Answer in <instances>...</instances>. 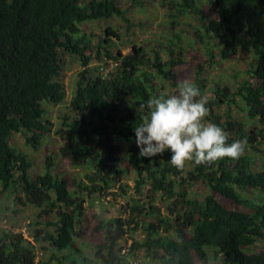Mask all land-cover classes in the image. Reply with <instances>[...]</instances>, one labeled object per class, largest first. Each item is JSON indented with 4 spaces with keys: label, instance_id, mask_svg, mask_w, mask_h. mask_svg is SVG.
<instances>
[{
    "label": "trees",
    "instance_id": "1",
    "mask_svg": "<svg viewBox=\"0 0 264 264\" xmlns=\"http://www.w3.org/2000/svg\"><path fill=\"white\" fill-rule=\"evenodd\" d=\"M212 4L216 15H204L201 23L214 40L208 41L211 49L205 48L208 64L216 54L227 60L247 53L255 61L247 70L249 78L238 83L234 93L220 85L214 88L207 120L229 134V143L246 140L249 149L263 151L264 0H212ZM198 11L194 0H182L177 14L169 15L180 22V17ZM115 16L125 19L116 0H0V186L2 191L22 193L24 204L45 215L44 222L27 224L32 242L14 229L0 232V264H132L141 251L148 264L205 263L209 251L217 264H264V162L241 155L212 165L188 162L190 170L186 166L177 170L168 162L170 150L140 157L134 135V127L141 122L136 108L152 97H168L159 94L157 80L179 83L175 69L184 59L174 55V45L180 36L167 41L166 50L173 56L164 62L158 51L151 58L136 46L126 55L114 54L109 48L118 35L110 27L94 46L90 35H80L81 24L107 22ZM196 39L206 41L199 31ZM93 49L99 62L118 64L106 77L101 76L100 65L89 66ZM64 54L78 58L83 71L68 106L70 114L56 133L63 142L59 155L73 168L88 171L87 182L54 172L52 153L46 156L44 172L30 178L29 156L11 144L12 136L21 133L26 144L37 149L50 132L43 102L58 106L66 99L61 80ZM202 70L199 65L196 74ZM201 82L197 80L200 91ZM237 98L246 106L240 112L254 123L250 130L248 122L236 123L229 114L221 124L213 113L214 107L236 104ZM125 159L137 173L131 195L128 185L122 184L129 171ZM196 183L203 184L209 194L189 196L188 188ZM145 187L148 194L143 193ZM116 194L127 199L121 211L126 218L99 220L94 231L104 238L94 244V259L77 256L78 241L85 237L86 198L101 200ZM142 195L147 202L137 199ZM157 197L163 207L156 206ZM133 224L141 230L139 239L133 236L138 228ZM126 237L132 242L127 248ZM38 248L48 252L46 261H36Z\"/></svg>",
    "mask_w": 264,
    "mask_h": 264
},
{
    "label": "rangeland",
    "instance_id": "2",
    "mask_svg": "<svg viewBox=\"0 0 264 264\" xmlns=\"http://www.w3.org/2000/svg\"><path fill=\"white\" fill-rule=\"evenodd\" d=\"M194 1L195 8L199 9L200 12L198 11L197 14L190 12L189 15L187 14L186 16L180 17V22H178L169 14H177V4L182 3V0H116L117 5L125 13V19L121 16H115L107 22H86L80 25L82 31L80 35L84 33L90 35L93 40L91 46H94L98 40L106 37L105 31L107 27H110L118 35V37L113 38V45L109 48L114 54L121 52L123 55H126L131 51L133 46H136L142 47L151 58L154 56V51H158L164 62L168 61L171 56H173L172 54L170 56V53L166 50L167 41L174 38L175 35H179V39L176 40L177 44L174 45V55H181L184 59V63L175 69L178 82L183 79H190L198 87L197 80L201 79V84L204 87L200 92L202 96L206 97L208 103H210L213 99V90L216 86L220 85L222 88L227 87L230 93H234L238 83L242 82L245 78H249L247 70L250 68L251 62L255 61V57L252 54L242 53L237 57L220 60V57L216 54V57L213 58V63L208 64L210 62V57L206 55L205 48L208 50L211 49L208 41L213 43L214 40L208 38L206 30L202 28L201 23L202 19L205 20V17H203L204 15L212 18L216 15V11L213 7L212 0ZM170 5L173 6L172 10ZM174 20L178 23H174ZM196 31L201 32V34L205 36L206 41L204 44L197 41ZM204 45L206 47H204ZM91 53L93 60L89 66L95 68L99 67L101 62H99L96 57L95 49H93ZM102 53V58H104V50H102ZM62 59L63 69L61 71V80L66 87V99L64 103L58 106L43 102L46 108L45 119L51 124L50 132L44 136L41 145L38 146L37 149L27 145L26 139L21 133H16L12 136L11 144L17 150L29 156L32 164L29 171L30 178H34L44 172L46 156L52 153L55 161L54 172L63 175L68 174L77 182H87L85 174L88 171L83 168H73L67 160L59 155V148L62 146L63 142L56 133L62 128L65 116L70 114L68 106L78 82L77 77L79 73L83 71L82 63L78 58L69 54H64ZM199 65L203 66L200 75L196 74ZM236 75L237 79L235 80ZM156 85L161 95L165 94L170 96L176 94L177 86L170 82L157 80ZM208 103L207 108L209 111ZM241 107L246 108L244 103L237 98L236 104L229 105L225 103L221 106L214 107L213 113L219 118L221 124L227 122L229 114L236 123L248 122L246 129L250 130L254 123L250 122L245 117L244 112H240ZM207 122L211 121L207 120V117H205V123ZM233 134L234 133H232V135ZM262 149L263 151L256 152L246 146L243 155L255 157V163H263L264 148ZM124 163L129 168V171L122 178V184L128 185L130 188L129 194L131 195L134 193L133 189L137 173H135L130 165L128 166V163L126 164V159ZM191 167L192 166L187 162V170H190ZM148 188L149 187H145L143 193L148 194ZM0 191H2L1 186ZM112 191L116 193L119 189L116 187ZM188 193L189 196L198 198H203L206 194H209L208 189L201 183L192 184V186L188 188ZM18 198H21L22 201ZM24 199L22 193L13 194L10 190L0 192V232L4 229H14L17 233L21 223L29 224V222H35L37 220L44 222L45 215L42 214L41 209L24 204ZM137 199L147 202L146 196L144 195L137 196ZM217 199L221 201V198ZM86 200L83 223L85 237L83 236L84 238L78 241L80 252L77 256L85 255L94 259V254L92 253L94 251V244L100 242L104 238L101 233L94 231L98 221H107L118 217L126 218L121 211L123 208L127 207V199L116 194L115 196L107 195L101 199L102 201L98 196H94L93 198L87 197ZM222 202L226 204L225 201ZM164 205L160 197H157L156 206L163 207ZM228 207L230 209L233 208L229 204ZM51 220L53 221L54 218H51ZM136 221H138V218ZM132 227L137 228L138 226L133 224ZM134 232L135 234L133 236L135 238L139 239L142 237L139 227ZM131 243V239L128 238L125 248L130 246ZM41 251L42 250L38 248V257L36 261L39 259L46 261L49 258L48 252ZM124 252L125 250H123V253ZM141 260L143 264L149 263L144 251L139 252L138 260L136 262L134 261L132 264H138L137 262H141ZM95 264L102 263L98 262ZM197 264H217V260L213 259V252L209 251L206 262H197Z\"/></svg>",
    "mask_w": 264,
    "mask_h": 264
},
{
    "label": "clouds",
    "instance_id": "3",
    "mask_svg": "<svg viewBox=\"0 0 264 264\" xmlns=\"http://www.w3.org/2000/svg\"><path fill=\"white\" fill-rule=\"evenodd\" d=\"M207 99L190 80H181L176 94L152 97L136 108L139 125L134 127L139 156L155 157L170 150L168 161L177 170L187 162L212 165L222 158L243 155L246 140L229 143V134L215 123H205Z\"/></svg>",
    "mask_w": 264,
    "mask_h": 264
},
{
    "label": "built area",
    "instance_id": "4",
    "mask_svg": "<svg viewBox=\"0 0 264 264\" xmlns=\"http://www.w3.org/2000/svg\"><path fill=\"white\" fill-rule=\"evenodd\" d=\"M100 66H101V69H100L101 76L106 77V75L110 71H112L116 66H118V64L113 62V61L107 60L105 62H101ZM21 225L22 226L18 229L19 231H17V232H21L25 239L32 242V238L29 236V233L27 230V223H21ZM137 263L140 264L139 262H137Z\"/></svg>",
    "mask_w": 264,
    "mask_h": 264
}]
</instances>
